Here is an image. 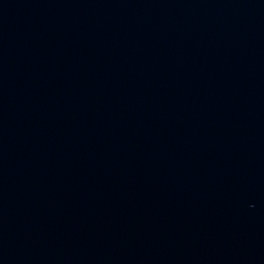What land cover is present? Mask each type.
<instances>
[{
  "label": "water",
  "instance_id": "water-1",
  "mask_svg": "<svg viewBox=\"0 0 264 264\" xmlns=\"http://www.w3.org/2000/svg\"><path fill=\"white\" fill-rule=\"evenodd\" d=\"M0 264H264V0H0Z\"/></svg>",
  "mask_w": 264,
  "mask_h": 264
}]
</instances>
